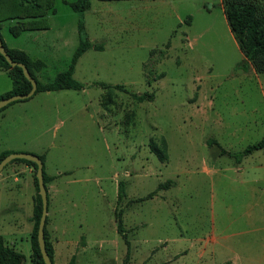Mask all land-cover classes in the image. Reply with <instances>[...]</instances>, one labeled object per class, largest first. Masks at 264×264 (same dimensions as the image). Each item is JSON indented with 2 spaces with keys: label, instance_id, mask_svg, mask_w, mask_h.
<instances>
[{
  "label": "rangeland",
  "instance_id": "rangeland-1",
  "mask_svg": "<svg viewBox=\"0 0 264 264\" xmlns=\"http://www.w3.org/2000/svg\"><path fill=\"white\" fill-rule=\"evenodd\" d=\"M74 1L54 0L35 42L30 32L17 38L45 63L44 82L69 67L78 46ZM89 1L83 22L100 48L75 64L83 88L37 93L21 119L8 116L0 150L44 156L58 264L83 242L78 264H219L224 244L245 238L239 223L264 221V176L252 166L261 156L243 157L239 170L221 152L264 135V72L239 50L225 0ZM20 169L0 171V235L30 264L35 170Z\"/></svg>",
  "mask_w": 264,
  "mask_h": 264
},
{
  "label": "trees",
  "instance_id": "trees-1",
  "mask_svg": "<svg viewBox=\"0 0 264 264\" xmlns=\"http://www.w3.org/2000/svg\"><path fill=\"white\" fill-rule=\"evenodd\" d=\"M70 7L78 13V38L79 43L75 49L71 63L69 67L58 73L53 80L46 83H42L37 80L35 71H38L44 67V63L41 60H33L25 51L17 48H9L2 40V44L13 61L23 63L31 76L36 80V91H59L65 89H81L83 84L73 78V72L75 64L78 58L89 48H100L89 41L84 22L83 11L90 6L89 0H76L69 3ZM54 9V0H0V27L1 22L7 19H16L17 22L10 27V32L13 36H17L21 31L27 29H46L48 24L45 21V15L49 11ZM224 12L230 31L233 34L239 50L242 52L245 61L252 64L254 69L260 73L264 72V0H225ZM1 37V36H0ZM2 39V38H1ZM0 69L6 71L12 79V89L1 94L0 99L10 95L25 94L31 89V83L25 78L22 69L18 66H11L4 56L0 53ZM102 87H107L105 84H101ZM117 88H123L121 85H115ZM152 95H139L136 96L138 101H142L145 98L152 99ZM25 100V99H24ZM20 101V100H19ZM17 102V101H15ZM14 102L10 103L13 104ZM9 104V105H10ZM7 107V106H6ZM4 107V108H6ZM1 108L0 112L4 109ZM151 149L158 155L161 161L166 159V153L164 149L158 148L153 142L150 144ZM264 149V135L262 138L254 143L248 144L244 149L239 152H229L225 149H221V152L228 154L235 158V162L239 163L243 157L253 153L256 150ZM10 151H4L0 154V161ZM44 163V156L38 155ZM11 161H22L30 165L33 170L36 171V164L30 160L23 158H15ZM34 185L36 188V195L33 197V211L31 220L33 221V227L30 234L31 243V264H45L37 241V228L41 215L42 203L41 197L38 193V183L35 173H33ZM43 180L46 183L49 180L48 175L44 171L43 164ZM168 183L158 185V189L167 188ZM150 194L149 196H151ZM46 222L44 226V239L45 247L48 256L52 260L53 247L49 241V233L46 228ZM117 230L125 239L123 235L122 220L117 216L116 218ZM0 264H24V255L9 247L2 235H0ZM69 264H74V258L72 257ZM225 264H230L226 262Z\"/></svg>",
  "mask_w": 264,
  "mask_h": 264
},
{
  "label": "crops",
  "instance_id": "crops-1",
  "mask_svg": "<svg viewBox=\"0 0 264 264\" xmlns=\"http://www.w3.org/2000/svg\"><path fill=\"white\" fill-rule=\"evenodd\" d=\"M50 12L52 13V11H49L48 13H50ZM7 21H9V19H7ZM10 21L12 23L17 22L16 19H11ZM13 25L8 26L9 36L8 35L3 36L0 33V36L3 40V42L6 44V46L9 48H17V49L25 51L33 60H41V58L38 56H32V54L29 52V50L27 48H25L24 46H20L17 43V38L19 36H21V34L24 32H30V34L27 36H29L28 38L30 41L35 42L37 36L31 35V34H33L34 32H38L39 30H43V31L47 30L49 27L46 29H27V30L21 31L20 34H18L17 36H13L10 32V27ZM41 61L43 62V60H41ZM44 67H45V63H44ZM43 68L38 70V71H35V76H36L37 80H39L40 82L46 83L48 81L44 82L40 78V75H41ZM12 85H13L12 79L9 76V74L6 71L0 69V95L11 90ZM65 90H67V89H65ZM68 90H73V89H68ZM41 92H54V91H41ZM37 93H39V92H37ZM36 94H34L33 96H35ZM33 96L28 98V99H25V100H20V101L14 102L13 104L8 105L6 108H4L0 112V131H3V129L5 127V121L7 120L9 115L12 117V120H14L16 118L21 119V117L23 116V113H26V109H27L26 106H28L29 100H31L33 98ZM20 149H23V148H4V149L0 150V154L4 151H10V152L22 151ZM249 155H251V156L252 155H254V156L260 155L261 156L260 162H257L255 164H253L252 166L254 167V169L258 173V175L264 176V149H260L259 151L256 150ZM249 155H247V156H249ZM9 163L14 164L17 167V169L22 168V169H20V171L27 172L30 176H32L33 168L30 165H28L22 161H10ZM241 164L242 163L240 161L238 163V165H239L238 169L239 170L243 169V167H241ZM48 177H49V180L45 183V186H46L48 201H49V195H50L49 189L50 188L48 186V183H50L53 180V176L48 175ZM32 201H33V198H32ZM32 211H33V208H32ZM48 214H49V209H47L46 228H47V224H48ZM260 220H261V222H259ZM260 220L259 219H252V220L249 219L248 221H245L244 223L243 222L239 223L244 228L241 231H239L238 234L245 235V238H243V240H241L240 242L237 241L236 243L233 241H231L229 243L226 242L224 244V247L226 249H224V251L222 252L223 258L219 262V264H225L226 262H230V264H264V221H263V218H261ZM240 228H242V227H240ZM47 230L49 233V241L51 242L52 247H53L52 264H58V243H59V239L56 237V225L53 223L51 227L47 228ZM30 234H31V232H30ZM29 240H30V235H29ZM205 241L208 242V244H210L211 240L209 238H207V240H205ZM100 244L98 245L99 249L101 248ZM208 244H206V245H208ZM86 246L87 245L85 242L76 243V250L74 253L71 254V257H70V259L72 257L74 258V264H78V255L81 251L85 250ZM9 247L15 249L16 251H19L16 248V246H14V244H13V246H9ZM31 252H32V250H31V243H30V252H29L30 264H31ZM98 253L101 256L103 255L102 250L98 251ZM213 254H214V249L212 250V256H213ZM164 262L165 261H162V263H164ZM24 264H25V257H24Z\"/></svg>",
  "mask_w": 264,
  "mask_h": 264
},
{
  "label": "water",
  "instance_id": "water-1",
  "mask_svg": "<svg viewBox=\"0 0 264 264\" xmlns=\"http://www.w3.org/2000/svg\"><path fill=\"white\" fill-rule=\"evenodd\" d=\"M0 53L4 56L6 61L11 66H18L22 69V72L25 76V78L31 83V89L25 93V94H17V95H10L7 97H3L0 99V109L8 106L10 103L24 100L32 97L36 91V80L31 76L30 72L26 68V66L23 63L13 61L8 53L6 52L3 44L2 39L0 37ZM15 158H23L26 160H30L36 164V171L35 176L37 178L38 183V193L41 197V203H42V209H41V215L38 222V228H37V241L39 250L42 256V259L45 264H52V260L48 256V253L46 251L45 247V239H44V226L46 222V216H47V190L46 186L43 180V162L39 158L38 155L27 153V152H11L7 154L1 161H0V171L3 169V167L9 163L11 160Z\"/></svg>",
  "mask_w": 264,
  "mask_h": 264
}]
</instances>
